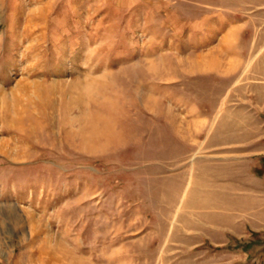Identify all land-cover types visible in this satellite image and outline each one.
<instances>
[{
	"label": "rangeland",
	"instance_id": "374dc122",
	"mask_svg": "<svg viewBox=\"0 0 264 264\" xmlns=\"http://www.w3.org/2000/svg\"><path fill=\"white\" fill-rule=\"evenodd\" d=\"M0 264H264V0H0Z\"/></svg>",
	"mask_w": 264,
	"mask_h": 264
},
{
	"label": "crops",
	"instance_id": "0c3cea01",
	"mask_svg": "<svg viewBox=\"0 0 264 264\" xmlns=\"http://www.w3.org/2000/svg\"><path fill=\"white\" fill-rule=\"evenodd\" d=\"M192 38H190V40H191ZM189 40V41H190ZM203 40H204V38H202V41L200 42V41H198V48L199 47H204L205 46V43L203 42ZM204 41H206V40H204ZM197 45V44H196ZM195 45V46H196ZM217 44H215V46H216ZM215 46H209V48H204L203 50H201L200 52H198V53H200V54H202V53H205L206 51H207V53H206V55L208 56H206V58H208L207 60L208 61H205V60H193V62L190 64V71H189V74H193L195 71L194 70H196V72L195 73H197V74H207V73H219L220 71H221V69H220V66H218L217 64H215V65H213L212 64V61H211V57H213L215 54H216V52L214 51V50H216L215 49ZM205 59V58H204ZM199 62V63H198ZM199 64V65H198ZM204 64V65H203ZM252 218H254V216L252 217ZM250 222L251 223H253L254 222V220L253 219H251L250 220ZM233 224H238V221H234V222H232ZM255 223V222H254ZM253 223V224H254Z\"/></svg>",
	"mask_w": 264,
	"mask_h": 264
},
{
	"label": "bare ground",
	"instance_id": "6f19581e",
	"mask_svg": "<svg viewBox=\"0 0 264 264\" xmlns=\"http://www.w3.org/2000/svg\"><path fill=\"white\" fill-rule=\"evenodd\" d=\"M198 63H199V62H198ZM198 65H199V64H198ZM203 65H204V64H203ZM108 130H109V129H108ZM98 133H99V132H98ZM96 134H97V133H96ZM96 134H95V135H96ZM111 135H112V134H111ZM100 136H101V138H102V135H100ZM98 137H99V135H98ZM101 138L99 137V139H101ZM112 138H113V137H112ZM109 139H110V138H109Z\"/></svg>",
	"mask_w": 264,
	"mask_h": 264
}]
</instances>
